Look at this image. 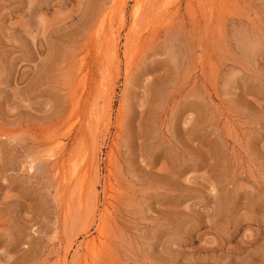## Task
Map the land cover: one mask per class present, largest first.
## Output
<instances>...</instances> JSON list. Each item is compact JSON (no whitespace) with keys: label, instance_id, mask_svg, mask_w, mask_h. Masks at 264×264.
<instances>
[{"label":"rangeland","instance_id":"374dc122","mask_svg":"<svg viewBox=\"0 0 264 264\" xmlns=\"http://www.w3.org/2000/svg\"><path fill=\"white\" fill-rule=\"evenodd\" d=\"M0 264H264V0H0Z\"/></svg>","mask_w":264,"mask_h":264},{"label":"bare ground","instance_id":"6f19581e","mask_svg":"<svg viewBox=\"0 0 264 264\" xmlns=\"http://www.w3.org/2000/svg\"><path fill=\"white\" fill-rule=\"evenodd\" d=\"M82 185H83V184H82ZM96 240H97V239H93V240L91 241L90 244H91L92 247H94V246L96 245ZM100 246H101V245H100ZM97 251H98V250H97Z\"/></svg>","mask_w":264,"mask_h":264}]
</instances>
